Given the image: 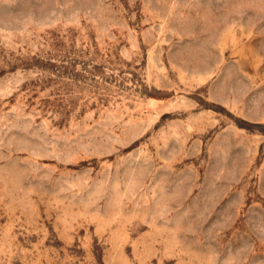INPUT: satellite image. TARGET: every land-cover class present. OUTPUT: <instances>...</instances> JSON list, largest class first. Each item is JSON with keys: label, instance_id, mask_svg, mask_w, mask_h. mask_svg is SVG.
<instances>
[{"label": "rangeland", "instance_id": "1", "mask_svg": "<svg viewBox=\"0 0 264 264\" xmlns=\"http://www.w3.org/2000/svg\"><path fill=\"white\" fill-rule=\"evenodd\" d=\"M0 264H264V0H0Z\"/></svg>", "mask_w": 264, "mask_h": 264}]
</instances>
